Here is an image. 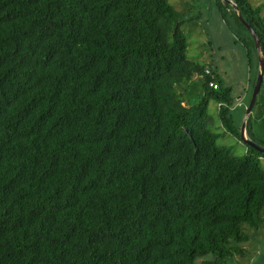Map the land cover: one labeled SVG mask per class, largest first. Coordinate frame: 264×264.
<instances>
[{"label": "trees", "instance_id": "trees-1", "mask_svg": "<svg viewBox=\"0 0 264 264\" xmlns=\"http://www.w3.org/2000/svg\"><path fill=\"white\" fill-rule=\"evenodd\" d=\"M230 1L264 52V1ZM181 27L167 0H0V264L246 255L232 243L264 221V154L217 145L208 104L236 136L231 89Z\"/></svg>", "mask_w": 264, "mask_h": 264}, {"label": "rangeland", "instance_id": "rangeland-1", "mask_svg": "<svg viewBox=\"0 0 264 264\" xmlns=\"http://www.w3.org/2000/svg\"><path fill=\"white\" fill-rule=\"evenodd\" d=\"M249 1L256 7L264 0ZM167 2L182 14L181 31L188 42V60L209 64L220 77L223 86L231 89L233 99L231 116L237 130L236 136L223 128L216 103L210 101L207 111L212 119L211 131L218 137L217 145L229 148L236 157H243L247 153V145L243 143L241 129L257 78L258 54L250 45L244 46L243 42L248 41V34L235 23L231 16L233 8L228 0H219L220 9L217 8L215 0H167ZM261 14L264 17V9ZM248 49L251 52L249 57ZM181 94L185 97L186 103L192 106L201 100L203 90L200 83L194 80L181 91ZM238 104H241L240 107ZM247 120L250 122L249 131L255 138L254 142L264 147V73L262 88ZM261 166L264 169V158L261 159ZM243 228L250 237L249 241L241 245L235 243L232 245L244 248L246 255L230 258L224 264H264V221L258 229L246 225Z\"/></svg>", "mask_w": 264, "mask_h": 264}, {"label": "water", "instance_id": "water-1", "mask_svg": "<svg viewBox=\"0 0 264 264\" xmlns=\"http://www.w3.org/2000/svg\"><path fill=\"white\" fill-rule=\"evenodd\" d=\"M228 3L232 6L233 11L235 13V15L237 16L238 21L244 25V27L249 31L253 41H254V45H255V49L256 52L258 54V63H259V68H258V73H257V78L254 84V88H253V93H252V97H251V101L249 103V106L247 107L246 113H245V117H244V121H243V125H242V129H241V137L243 140V143L245 145H247L248 147H251L252 149H254L255 151L264 154V147L260 146L259 144H257L254 141H251L250 139L246 138L245 135V127H246V122H247V118L249 117L253 106L256 103V99L257 96L261 90V86L263 83V73H264V52L263 49L261 47L260 41L258 40V37L255 33V31L252 29V27L243 19L242 15L240 14L238 8L230 1L228 0Z\"/></svg>", "mask_w": 264, "mask_h": 264}, {"label": "built area", "instance_id": "built-area-1", "mask_svg": "<svg viewBox=\"0 0 264 264\" xmlns=\"http://www.w3.org/2000/svg\"><path fill=\"white\" fill-rule=\"evenodd\" d=\"M206 73L208 74L209 73V71L207 70L206 71ZM212 85V84H211ZM212 87L214 88V89H216V85L214 84V85H212ZM238 106H240V105H238Z\"/></svg>", "mask_w": 264, "mask_h": 264}, {"label": "clouds", "instance_id": "clouds-1", "mask_svg": "<svg viewBox=\"0 0 264 264\" xmlns=\"http://www.w3.org/2000/svg\"><path fill=\"white\" fill-rule=\"evenodd\" d=\"M238 105H240V104H238ZM238 107H240V106H238Z\"/></svg>", "mask_w": 264, "mask_h": 264}, {"label": "crops", "instance_id": "crops-1", "mask_svg": "<svg viewBox=\"0 0 264 264\" xmlns=\"http://www.w3.org/2000/svg\"><path fill=\"white\" fill-rule=\"evenodd\" d=\"M241 105V104H240Z\"/></svg>", "mask_w": 264, "mask_h": 264}]
</instances>
